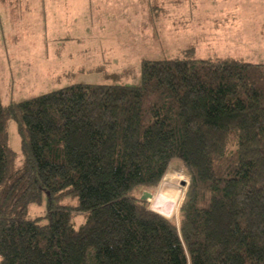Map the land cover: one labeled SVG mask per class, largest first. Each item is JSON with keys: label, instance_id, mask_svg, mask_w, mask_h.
Masks as SVG:
<instances>
[{"label": "trees", "instance_id": "trees-1", "mask_svg": "<svg viewBox=\"0 0 264 264\" xmlns=\"http://www.w3.org/2000/svg\"><path fill=\"white\" fill-rule=\"evenodd\" d=\"M120 76L0 99V264H264V64L184 53L143 59L137 85ZM174 159L178 222L130 195L152 197Z\"/></svg>", "mask_w": 264, "mask_h": 264}, {"label": "rangeland", "instance_id": "rangeland-1", "mask_svg": "<svg viewBox=\"0 0 264 264\" xmlns=\"http://www.w3.org/2000/svg\"><path fill=\"white\" fill-rule=\"evenodd\" d=\"M184 53L195 59L216 54L264 64V0H0L4 105L73 83L113 84L108 73L121 75L116 84L137 85L143 59H174ZM8 142L19 163L13 122L8 123ZM188 183L179 160H172L148 198L149 209L160 214L159 208L162 216L178 222ZM146 193L138 186L130 195L142 199ZM75 203L70 197L59 202ZM45 213L44 195L27 210L31 218ZM84 221L80 215L72 219L75 227Z\"/></svg>", "mask_w": 264, "mask_h": 264}, {"label": "water", "instance_id": "water-1", "mask_svg": "<svg viewBox=\"0 0 264 264\" xmlns=\"http://www.w3.org/2000/svg\"><path fill=\"white\" fill-rule=\"evenodd\" d=\"M145 196H147L148 198H150V195L149 194H146Z\"/></svg>", "mask_w": 264, "mask_h": 264}, {"label": "bare ground", "instance_id": "bare-ground-1", "mask_svg": "<svg viewBox=\"0 0 264 264\" xmlns=\"http://www.w3.org/2000/svg\"><path fill=\"white\" fill-rule=\"evenodd\" d=\"M162 211H166V210L163 209ZM168 213H170V212H168Z\"/></svg>", "mask_w": 264, "mask_h": 264}]
</instances>
